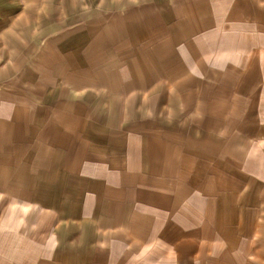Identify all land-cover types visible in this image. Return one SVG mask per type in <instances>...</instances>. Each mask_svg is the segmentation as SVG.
<instances>
[{
  "label": "crops",
  "instance_id": "1",
  "mask_svg": "<svg viewBox=\"0 0 264 264\" xmlns=\"http://www.w3.org/2000/svg\"><path fill=\"white\" fill-rule=\"evenodd\" d=\"M56 2L47 38L0 22V63L28 64L0 67V264H217L221 240L230 257L253 198L232 175L264 173L242 114L264 0H110L96 25Z\"/></svg>",
  "mask_w": 264,
  "mask_h": 264
},
{
  "label": "rangeland",
  "instance_id": "2",
  "mask_svg": "<svg viewBox=\"0 0 264 264\" xmlns=\"http://www.w3.org/2000/svg\"><path fill=\"white\" fill-rule=\"evenodd\" d=\"M2 1V0H0ZM6 1V0H5ZM9 1V5L5 6L8 8H12L11 6H15L19 8L18 15H16V9H12L9 12H12V15H8V13L3 14L2 11H0V22L3 21L4 17L10 16L8 18V21L6 24L9 25V23H13V27L15 26V23L17 19H19V23L21 24L22 30H20V34L24 32V38H28L32 36L31 32L32 29L41 35V37H48V34H46V27H44L45 23H47V14L45 11V8L47 6H59V4H48L47 0H7ZM118 0H113V4L115 5V2ZM158 1V0H155ZM103 2V8L100 7V1L96 2V0H76V8H79L78 15H73V21L78 20L77 23H83V24H93L96 25L100 22H107L111 20L114 16L112 15H106L108 12L106 11V7H111V5H106L107 3H110V0H102ZM121 2V0H120ZM99 4V5H98ZM11 5V6H10ZM120 5V4H119ZM71 6V4H70ZM45 7V8H44ZM117 10V8H114ZM102 12V13H99ZM99 13V14H98ZM10 14V13H9ZM59 17V16H56ZM57 22L60 20H56ZM72 23H75L73 22ZM51 21L50 23H52ZM39 24V26H38ZM54 25V23H53ZM86 28V27H81ZM85 30V29H81ZM13 31L10 29L6 32V37ZM85 33V31L82 32V34ZM91 34L92 32H88ZM78 35L79 32H78ZM14 38L13 35H9L8 39ZM32 48L29 46H25L21 48V51H24L25 59L27 58V51H30ZM37 50V48H36ZM28 66V64L25 63H0V67L4 69H8L10 71L15 70V68H20L23 71ZM30 73V72H29ZM264 84V79H263ZM245 103V110L242 111V114L247 119V135L249 136L247 140L248 142V150L247 154L249 157L252 154V151L258 150L259 151V157L257 158L258 163L263 167L264 171V90H247V96L244 99ZM245 135V136H247ZM244 136V137H245ZM254 136L258 137L257 142V149H255L253 144V148H251L252 145V138ZM246 138V137H245ZM250 151V152H249ZM244 174H233L232 179L233 182H235L237 179L240 180H247L249 182L248 184V194L249 198L253 196L252 201L249 200L248 206L244 207H233V214L240 215L241 212H244V214L241 213L242 223L239 224L235 221V215H233L232 220V236L230 242H231V255L230 257L228 249V241L226 240L225 243L220 241V243L217 244L215 247L216 251H220V256H217V264L224 263V264H246L243 252H248L249 254L252 253V255H249L248 258L249 263L248 264H254L257 262H263L264 260V173H257L255 175H246L245 177H242ZM245 180V181H246ZM239 209V210H238ZM244 219V220H243ZM240 227V228H239ZM242 228V229H241ZM250 237V238H249ZM255 249H258V257L255 256ZM240 252V253H239ZM226 256V259L224 260V257ZM257 258L258 260H255ZM225 261V262H224Z\"/></svg>",
  "mask_w": 264,
  "mask_h": 264
}]
</instances>
